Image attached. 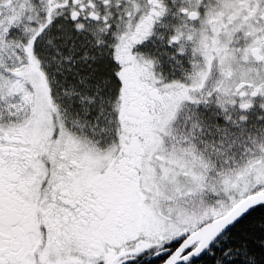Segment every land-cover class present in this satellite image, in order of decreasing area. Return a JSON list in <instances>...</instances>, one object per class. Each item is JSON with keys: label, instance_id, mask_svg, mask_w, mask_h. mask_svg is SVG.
Listing matches in <instances>:
<instances>
[{"label": "snow or ice", "instance_id": "snow-or-ice-1", "mask_svg": "<svg viewBox=\"0 0 264 264\" xmlns=\"http://www.w3.org/2000/svg\"><path fill=\"white\" fill-rule=\"evenodd\" d=\"M0 264H264V0H0Z\"/></svg>", "mask_w": 264, "mask_h": 264}]
</instances>
